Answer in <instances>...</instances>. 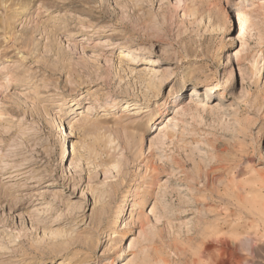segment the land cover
<instances>
[{"label":"rangeland","instance_id":"rangeland-1","mask_svg":"<svg viewBox=\"0 0 264 264\" xmlns=\"http://www.w3.org/2000/svg\"><path fill=\"white\" fill-rule=\"evenodd\" d=\"M115 260L264 264V0H0V264Z\"/></svg>","mask_w":264,"mask_h":264},{"label":"bare ground","instance_id":"bare-ground-1","mask_svg":"<svg viewBox=\"0 0 264 264\" xmlns=\"http://www.w3.org/2000/svg\"><path fill=\"white\" fill-rule=\"evenodd\" d=\"M239 16H240V15H239ZM239 16H238V17H239ZM194 92H197V89H195ZM217 106H218V105H217ZM220 108H221V107H220ZM229 109H231L230 106H227V107L224 106V107H222L221 110H229ZM261 234H262V232H260L259 230H254L253 233H252V232H249L248 235H247V241H248V242H251V241H257V240L260 239ZM116 261H117V260L114 261V264H117Z\"/></svg>","mask_w":264,"mask_h":264}]
</instances>
